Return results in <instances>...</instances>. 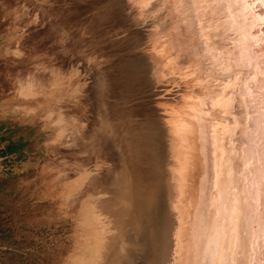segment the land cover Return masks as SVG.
<instances>
[{
  "label": "rangeland",
  "instance_id": "obj_1",
  "mask_svg": "<svg viewBox=\"0 0 264 264\" xmlns=\"http://www.w3.org/2000/svg\"><path fill=\"white\" fill-rule=\"evenodd\" d=\"M137 12L121 0H0V110L35 138L0 172V264L98 262L96 205L112 227L105 264L121 254L120 181L137 178L144 152L135 136L192 89L185 70L161 74ZM142 51L154 88L117 71Z\"/></svg>",
  "mask_w": 264,
  "mask_h": 264
},
{
  "label": "bare ground",
  "instance_id": "obj_2",
  "mask_svg": "<svg viewBox=\"0 0 264 264\" xmlns=\"http://www.w3.org/2000/svg\"><path fill=\"white\" fill-rule=\"evenodd\" d=\"M138 3L141 4L139 0ZM165 5L167 4H164V9ZM169 12L174 16L171 30L173 34L178 27L174 26L178 19L183 24L189 19L193 20L191 13L186 12L180 4L169 6ZM199 30L207 40L203 49L209 65L207 74L201 72V56L197 44L192 49L195 50L192 60L194 64L191 63L189 71L180 72L182 78H186L183 82H189L192 89L185 92L181 100L165 106L168 113L167 123L174 140L172 171L174 180L177 179V191L181 198L179 212L173 209L176 203L173 205L169 201V189L166 193L168 181L165 166L168 147L164 146L162 131H153V123L145 121L148 131L135 136V149L144 151L140 154L138 152L137 164L134 165L140 169L135 170L138 176L134 181H129L124 175L120 181L122 190L118 196L123 200L121 214L124 219L128 218L123 220L125 228L121 234L122 252L114 264H167L176 236L177 254L173 259L174 264H226L224 257L229 254L228 250L235 235L231 231L235 217L231 205L223 202L220 181L216 175L220 157L223 155L225 160L229 158V149L221 145L220 141L223 139L225 144L230 143L233 153H239L245 143L252 145L253 151L264 152V127L260 126V120L264 116L259 110L252 116L251 110L245 109L240 115L233 113L232 118H216L210 126L209 134L210 117L206 114L208 110L204 107V102L210 91L229 88L217 103L221 112L231 111V87L240 81L224 80L220 74L226 69L235 70L234 65H240L243 71L245 65L251 64L252 67L247 69L249 79L254 77L257 82H264L261 79L264 76V65L260 63L264 58V0H246L235 8L228 6L226 9H214L207 23L204 19L200 20ZM164 36L167 37L162 40L164 48L161 49V57L168 59L169 69H172L169 71L176 73V62L173 57L170 58L172 53L169 50L173 47L170 32ZM157 47L159 44L155 46ZM159 61L161 64L165 60ZM129 64H135L139 69L137 77L142 75L145 84L154 88L153 84L156 83L152 78L146 77L152 71V63L148 58L141 57L140 53L138 58H124L117 71L129 74L126 71ZM164 71L161 72L162 75H165ZM192 80L193 83L190 82ZM242 117L252 118L245 120ZM245 123L247 127H244ZM233 132L236 135L231 139L229 135H224ZM257 145L261 147L257 149ZM141 162L148 163V166L142 168L144 164H140ZM248 182L252 183L251 178H248ZM252 194L257 203L264 204V183L259 184L257 189H252ZM97 208V205L94 206L89 216L92 222L103 223L102 228L98 227L96 230L98 241L94 248L100 259L98 262L93 258L86 259L83 264H105L107 251L111 246L110 221ZM175 213L179 219L174 223ZM176 223H180L177 231L174 228ZM205 253L208 259H204ZM213 255L218 259H212ZM258 255V252L253 254L255 257ZM197 256L200 257L199 260L196 259ZM244 264H258V260L252 258Z\"/></svg>",
  "mask_w": 264,
  "mask_h": 264
},
{
  "label": "snow or ice",
  "instance_id": "obj_3",
  "mask_svg": "<svg viewBox=\"0 0 264 264\" xmlns=\"http://www.w3.org/2000/svg\"><path fill=\"white\" fill-rule=\"evenodd\" d=\"M139 2L146 10L145 14L149 19L153 18L152 12L157 9L163 11L161 4L182 5L184 10L192 15L197 26V31L193 36L199 41L198 47L203 50L207 40L199 30L200 20L204 19L207 23L214 9H226L228 6L235 8L236 5L245 3L246 0H139ZM128 4L131 8L133 0H128ZM185 27L187 28L186 23ZM260 63L264 65V58L260 60ZM208 67V62L205 60L201 64V72L207 74ZM251 67V64H247L242 71L240 65H234L235 70L226 69L220 74L224 80L240 81L234 87L230 86V112H221L220 105L217 103V100L223 96L224 92H228L229 88H224L223 91H210L209 95L205 97L204 107L208 110L206 114L210 117L208 121L209 134L210 126L216 118H232L233 113L240 115L245 109H250L252 116L256 115L257 110L264 116V82H257L254 77L249 79L247 69ZM126 71L135 79L139 69L135 64H129ZM238 73L242 74L238 75ZM261 79L264 81V76ZM238 88L241 90L237 91ZM242 118L247 120L252 117ZM260 126L264 127V119L260 120ZM244 127H247V123L244 124ZM224 135H229L231 139L236 133H224ZM220 143L229 149V158L225 160L223 155L220 157L216 175L220 181L223 202L231 205L232 214L235 217L234 226L231 229L235 235L228 250L229 254L224 259L226 264H235L237 261L244 264L245 261L255 258L258 260V264H264V204L257 203L252 194V189H257L259 184L264 183V163H262L264 152L253 151L252 145L245 143L239 153H233L230 143L225 144L223 139ZM255 147L258 149L261 146ZM248 178H251L252 183L248 182ZM253 225H255L254 229ZM257 252L259 253L258 257L253 256ZM208 258L205 253L204 259ZM196 259L199 260L200 257L197 256ZM212 259H218V257L213 255Z\"/></svg>",
  "mask_w": 264,
  "mask_h": 264
},
{
  "label": "water",
  "instance_id": "obj_4",
  "mask_svg": "<svg viewBox=\"0 0 264 264\" xmlns=\"http://www.w3.org/2000/svg\"><path fill=\"white\" fill-rule=\"evenodd\" d=\"M122 2L126 3V5L129 6L128 0H121ZM164 4H161V8L163 11L157 9L156 11L152 12V19H149L148 16L145 14L146 10L144 9L143 5L138 3V0H133V5L132 7H135L138 10V14L141 16V20L144 23L142 27H138L139 33L142 38H146L147 36L150 38V42L154 45H152L153 52L156 54L157 57L160 56V59L165 60L163 61L161 72L165 70L164 72H170L169 70V63L168 59H164V57H161V49L164 48L162 40H164L167 35L170 32V39L173 47L170 49L171 51V56L174 58V61L176 62L175 69L176 71L178 70H185L189 71L191 67V63L194 64L192 61L194 58L195 50H192L198 43L199 41L193 36V34L197 31V26L193 20L186 21L187 28L185 27V24L181 23V21L178 19L177 24L174 26H178L177 29H175V34L172 33V23H173V15L171 12H169V5H165L166 9L163 8ZM163 30V31H162ZM191 37V38H190ZM179 38V39H177ZM180 41H187V42H180ZM159 44V47L155 48ZM227 45L229 42L226 43ZM186 49V51H185ZM198 50H200V65L206 60V57H204V50H202L200 47H198ZM197 51V50H196ZM141 57H146L148 56L147 52L142 51L140 53ZM172 66V61L170 62ZM182 64H184L182 66ZM187 64V67L185 66ZM168 65V66H167ZM194 67H192L193 69ZM172 70V69H171ZM184 71V72H185ZM183 77V75H181ZM186 81V80H185ZM181 82V81H180ZM188 83V82H187ZM155 114V121H156V126L154 130H161L163 134V140H164V146H166L167 149V156H166V179L168 181V187H166V193L167 190L169 189V201L174 205V210L178 213L179 212V203H180V194L179 191H177V179L174 180L173 176V163H174V156L172 153V146H173V135L170 133L169 130V124L167 123L168 120V113L163 112V113H154ZM211 152V150H209ZM174 170V168H173ZM209 174L211 175V169L209 171ZM177 178V177H176ZM167 197V196H166ZM177 206V208H176ZM179 217L175 213L173 220L175 223V220H178ZM177 224V223H176ZM174 225V228L176 227L177 231L178 227L180 226V223L177 225ZM174 230V229H173ZM175 237V236H174ZM173 237V238H174ZM177 237V236H176ZM176 237L173 240V247H172V253L170 256V259L167 264H174L173 259L177 254L176 248ZM176 251V253H175Z\"/></svg>",
  "mask_w": 264,
  "mask_h": 264
},
{
  "label": "crops",
  "instance_id": "obj_5",
  "mask_svg": "<svg viewBox=\"0 0 264 264\" xmlns=\"http://www.w3.org/2000/svg\"><path fill=\"white\" fill-rule=\"evenodd\" d=\"M11 117L0 110V155L20 158L32 147L33 138L24 124H15L8 120Z\"/></svg>",
  "mask_w": 264,
  "mask_h": 264
},
{
  "label": "built area",
  "instance_id": "obj_6",
  "mask_svg": "<svg viewBox=\"0 0 264 264\" xmlns=\"http://www.w3.org/2000/svg\"><path fill=\"white\" fill-rule=\"evenodd\" d=\"M12 159H14L13 156L0 155V172L8 171L9 169H11V167H13V164H9L12 161Z\"/></svg>",
  "mask_w": 264,
  "mask_h": 264
}]
</instances>
